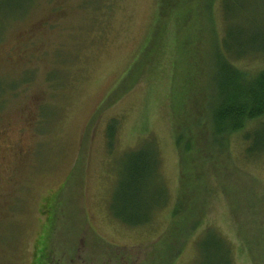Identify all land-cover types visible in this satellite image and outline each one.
I'll return each instance as SVG.
<instances>
[{
	"label": "rangeland",
	"instance_id": "obj_1",
	"mask_svg": "<svg viewBox=\"0 0 264 264\" xmlns=\"http://www.w3.org/2000/svg\"><path fill=\"white\" fill-rule=\"evenodd\" d=\"M224 59L264 70V0H0V264H264Z\"/></svg>",
	"mask_w": 264,
	"mask_h": 264
},
{
	"label": "trees",
	"instance_id": "obj_2",
	"mask_svg": "<svg viewBox=\"0 0 264 264\" xmlns=\"http://www.w3.org/2000/svg\"><path fill=\"white\" fill-rule=\"evenodd\" d=\"M226 58L229 61L236 59V57L231 59L228 56ZM224 60L226 61L222 69L223 79H227L228 83H224L221 89L223 97L220 98L212 113L214 126L225 132H240V138L244 143L242 153L247 160H254L255 157L264 154V70L247 78L240 76V73L232 68L231 63L227 62V59ZM237 78L241 81L240 84L236 81ZM249 122H253V126L244 128ZM153 165V159L152 166L146 161L141 162L138 174L143 177L148 176ZM119 220L121 221L120 218ZM210 231H214V229L208 228L205 232L208 234ZM217 242L220 245V241ZM208 244L216 251L212 254L211 261H214L213 263L216 264V261H219L220 264H230L227 259V255H229L231 264H233L231 247L227 242L229 250H222L221 246L219 248L216 243H210V240Z\"/></svg>",
	"mask_w": 264,
	"mask_h": 264
}]
</instances>
